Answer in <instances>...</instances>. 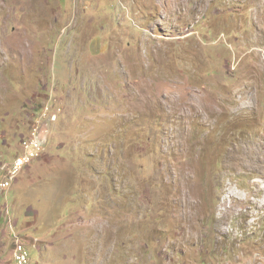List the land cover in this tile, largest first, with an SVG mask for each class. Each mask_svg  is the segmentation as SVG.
<instances>
[{"label": "rangeland", "instance_id": "374dc122", "mask_svg": "<svg viewBox=\"0 0 264 264\" xmlns=\"http://www.w3.org/2000/svg\"><path fill=\"white\" fill-rule=\"evenodd\" d=\"M34 133L0 264H264V0H0V183Z\"/></svg>", "mask_w": 264, "mask_h": 264}, {"label": "built area", "instance_id": "2783aa9c", "mask_svg": "<svg viewBox=\"0 0 264 264\" xmlns=\"http://www.w3.org/2000/svg\"><path fill=\"white\" fill-rule=\"evenodd\" d=\"M44 118L48 117L49 119L57 120L58 115H49L48 112L46 115H43ZM40 125V124H39ZM38 130V129H37ZM23 152L14 158V160L8 165L7 168L1 171L5 175V179L0 183V194L4 192L5 185L9 183V174L13 169H19L24 165V161L28 158H42L45 152V147H43L35 134V137H27L22 142ZM24 258H29V255L22 252V257L19 258L16 263L24 264Z\"/></svg>", "mask_w": 264, "mask_h": 264}, {"label": "bare ground", "instance_id": "6f19581e", "mask_svg": "<svg viewBox=\"0 0 264 264\" xmlns=\"http://www.w3.org/2000/svg\"><path fill=\"white\" fill-rule=\"evenodd\" d=\"M49 110H50L49 107L45 108V112H48ZM44 115H46V113H45ZM34 135H35V133H34ZM32 137H35V136L32 135ZM33 159H35V158H28L26 161H24V165L21 166L19 169H13V170L10 172V175H11V176H10V181H14L15 178L17 177L18 173H19L21 170L25 169L28 165H31L32 162L34 161ZM36 159H39V158H36ZM36 159H35V160H36ZM190 174H191V173H190ZM185 176H186V175H185ZM8 187H9L8 184H6V185H5V188H8ZM22 252H23L24 254H27V255H28V251H26L25 248L21 247L20 249H18V250L16 251V254H15V259H16V261H17L19 258L22 257ZM24 264H30V260H29V258H24Z\"/></svg>", "mask_w": 264, "mask_h": 264}, {"label": "clouds", "instance_id": "9594fccd", "mask_svg": "<svg viewBox=\"0 0 264 264\" xmlns=\"http://www.w3.org/2000/svg\"><path fill=\"white\" fill-rule=\"evenodd\" d=\"M43 156H44V155H43ZM37 160H38V159H37ZM28 168H29V167H28ZM23 170H24V169H23ZM23 170H22V171H23ZM19 174H20V173H19ZM17 182H18V177H17V181H16L15 183H17ZM12 185H13V184H12ZM11 187H12V186H11ZM11 187H10V188H11ZM10 188H9V189H10ZM7 191H8V190H7ZM7 191H5V192H7ZM5 192H3V193H5ZM1 194H2V193H1Z\"/></svg>", "mask_w": 264, "mask_h": 264}]
</instances>
